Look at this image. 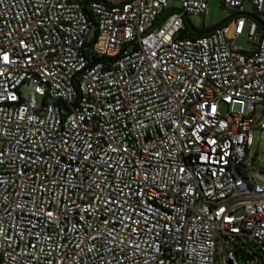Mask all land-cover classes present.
Wrapping results in <instances>:
<instances>
[{
  "label": "built area",
  "instance_id": "obj_1",
  "mask_svg": "<svg viewBox=\"0 0 264 264\" xmlns=\"http://www.w3.org/2000/svg\"><path fill=\"white\" fill-rule=\"evenodd\" d=\"M245 3L191 39L208 0H0V264H264Z\"/></svg>",
  "mask_w": 264,
  "mask_h": 264
},
{
  "label": "rangeland",
  "instance_id": "obj_2",
  "mask_svg": "<svg viewBox=\"0 0 264 264\" xmlns=\"http://www.w3.org/2000/svg\"><path fill=\"white\" fill-rule=\"evenodd\" d=\"M170 6L178 7L177 4L169 3ZM245 15L255 16L262 22H264V15H259L254 13L252 6L245 3L242 7ZM229 18L228 12L222 6V0H208L207 4V14L203 18L201 16H188V21L192 27L195 29L210 28L215 27L218 24L226 21ZM246 32L243 34L242 38L236 39L234 41V46L242 50H247L250 45L246 41ZM22 97H27L29 95V88L27 86L23 87L21 90ZM39 99H37L38 101ZM247 170L251 176H256L259 174L264 175V132L254 133V144L250 151L249 158L247 159ZM237 175V173H235ZM258 183L264 184V176L262 180L256 179Z\"/></svg>",
  "mask_w": 264,
  "mask_h": 264
},
{
  "label": "trees",
  "instance_id": "obj_3",
  "mask_svg": "<svg viewBox=\"0 0 264 264\" xmlns=\"http://www.w3.org/2000/svg\"><path fill=\"white\" fill-rule=\"evenodd\" d=\"M249 17H251L258 26V30L260 34H264V22L260 21L255 14L250 15ZM213 27L210 28H201V29H195L194 27H192L188 21V19H186V28L185 30L180 34V37L182 38H199V37H203L208 35V33H210L212 31Z\"/></svg>",
  "mask_w": 264,
  "mask_h": 264
},
{
  "label": "water",
  "instance_id": "obj_4",
  "mask_svg": "<svg viewBox=\"0 0 264 264\" xmlns=\"http://www.w3.org/2000/svg\"><path fill=\"white\" fill-rule=\"evenodd\" d=\"M227 22V20L226 21H224V22H222L221 24H218V25H216L215 27H213V29L212 30H215L216 28H218L219 26H221L222 24H224V23H226Z\"/></svg>",
  "mask_w": 264,
  "mask_h": 264
}]
</instances>
